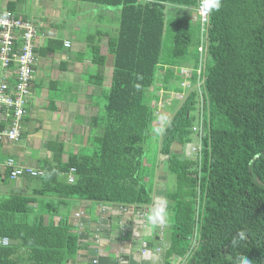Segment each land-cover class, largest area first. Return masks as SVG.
Listing matches in <instances>:
<instances>
[{"label": "trees", "instance_id": "obj_1", "mask_svg": "<svg viewBox=\"0 0 264 264\" xmlns=\"http://www.w3.org/2000/svg\"><path fill=\"white\" fill-rule=\"evenodd\" d=\"M81 1L123 8L120 30L109 43L114 72L100 119L103 132L91 139L88 153L71 156L67 163H62L61 145L54 161L42 165L45 187L37 192L55 193L63 202L148 207L158 168L149 166L148 155L156 149L166 156L170 213L164 264L175 259L184 260L180 264H237L240 256L264 264V0H222L220 10L210 13L205 41L199 20L180 15L194 11L198 0H149L143 5L137 0ZM168 8L176 17L169 26L172 64L197 70L202 63V81L198 88L195 71L192 87L173 103L171 119L157 133L153 102L158 96L152 102L149 89L163 63ZM202 47L203 55L196 50ZM93 55L103 66L98 48ZM180 88L170 87L182 93ZM201 105L202 150L199 156H187L186 148L198 142L193 128ZM175 143L182 152L173 150ZM72 169V182L58 180ZM34 201L16 197L0 204V236L11 241L0 247V264H65L77 252L79 238L67 224L10 218L27 214Z\"/></svg>", "mask_w": 264, "mask_h": 264}, {"label": "crops", "instance_id": "obj_2", "mask_svg": "<svg viewBox=\"0 0 264 264\" xmlns=\"http://www.w3.org/2000/svg\"><path fill=\"white\" fill-rule=\"evenodd\" d=\"M148 2L137 0L138 5ZM122 11V6L81 0H0V13L28 21L38 31L37 63L22 139L16 143L0 141V204L11 198L33 197L35 201L27 214L10 218L26 223L41 219L46 225L67 224L79 240L77 252L65 264H164L165 251L170 246L167 223L151 230L144 223L149 209L166 200L167 177H153L152 202L148 207L76 199L64 203L55 193L37 192L45 187L40 174L42 165L54 161L61 145V160L67 163L71 156L88 153L91 139L103 132L100 119L105 115L114 72L109 43L120 30ZM167 11L169 14L171 8ZM191 12V20L197 22L193 14L196 10ZM97 48L105 58L103 66L94 62ZM182 68L194 69L191 65L163 62L157 83L149 89L152 102L154 94L158 96L153 103L160 105L167 120L172 117L173 103L186 95L185 90L181 93L170 89L181 87ZM156 114L154 129L161 126L159 117L164 116L159 111ZM186 149L187 156H193L190 148ZM173 150L182 152L183 147L175 143ZM158 156L159 167L166 156L159 152ZM9 159L39 175L26 174L13 180L5 165ZM73 174H62L58 180L67 182ZM144 243L150 249L146 255H142ZM179 263V259L173 261Z\"/></svg>", "mask_w": 264, "mask_h": 264}, {"label": "built area", "instance_id": "obj_3", "mask_svg": "<svg viewBox=\"0 0 264 264\" xmlns=\"http://www.w3.org/2000/svg\"><path fill=\"white\" fill-rule=\"evenodd\" d=\"M196 7V14L201 25L202 41H205V34L209 24L210 14L201 15ZM37 41L38 31L36 27L23 21L12 14L3 15L0 13V141L19 142L23 135V122L27 114V105L31 95L32 84L34 81V67L37 63ZM70 44L66 42L68 47ZM198 51L203 55V47ZM202 68L197 70L182 68L181 87L187 91L192 87L191 78L196 71L198 88L201 87ZM13 80L11 82V78ZM201 102L203 103V94L200 92ZM183 98V97H182ZM204 106L201 105L198 117V124L193 128L197 135L198 142L190 147V153L199 156L202 150L201 139L204 135ZM9 170V176L13 180L23 177L26 174L37 176V171L18 166L15 160L9 159L6 162ZM75 170L72 169L71 173ZM73 178L70 177V182ZM79 217L80 214H77ZM11 241L8 237L0 236V247L10 246ZM157 251H160L157 249ZM150 252L149 246L143 244L142 255ZM184 260H180L183 263ZM179 263V264H180Z\"/></svg>", "mask_w": 264, "mask_h": 264}, {"label": "clouds", "instance_id": "obj_4", "mask_svg": "<svg viewBox=\"0 0 264 264\" xmlns=\"http://www.w3.org/2000/svg\"><path fill=\"white\" fill-rule=\"evenodd\" d=\"M221 6L222 0H199L198 12L201 15L210 14L214 11H219ZM193 14L196 19V13ZM159 120L161 126L156 128L155 131L157 133H163V131L165 130V125L167 123V117L161 116L159 117ZM169 216L170 213L168 210V202L166 200H161L149 209L144 219L145 226L148 230H151V228L153 227L164 225L168 222ZM238 237L240 240H244V231H240L238 233ZM237 264H251V261L246 256H240L238 258Z\"/></svg>", "mask_w": 264, "mask_h": 264}, {"label": "rangeland", "instance_id": "obj_5", "mask_svg": "<svg viewBox=\"0 0 264 264\" xmlns=\"http://www.w3.org/2000/svg\"><path fill=\"white\" fill-rule=\"evenodd\" d=\"M191 14H192V12L190 10H183L180 15H185L187 17H190ZM168 15L169 16H167L168 19L166 21V25H167V29L168 30L166 32L165 39H164L163 53H162V55H163V62L164 63H170V64H172V60H173V57H172V44H173L172 43V36H173V28H171V27L169 28V26H170V24L173 21H175L176 17H172V15H175V12H174L173 9H171V11L169 12ZM158 106H160V105H156L157 108H158ZM157 111H159V114L160 115H164L165 116V113L162 112L163 113L162 114L160 112L159 108L157 109ZM168 120H169V118H168ZM150 151L151 152L148 155V161L150 163L149 166L152 165L156 169L157 163H158V159H159L158 151L156 149H154V151H153V149L150 150ZM163 158H165V157H163ZM164 160H162V164H160L159 167H158V171L156 172V177H166V175H167L165 172H163V166H164V163L163 162H164ZM164 193L165 192L163 191V193H162L163 196H164ZM166 231L169 232V229L166 228Z\"/></svg>", "mask_w": 264, "mask_h": 264}]
</instances>
